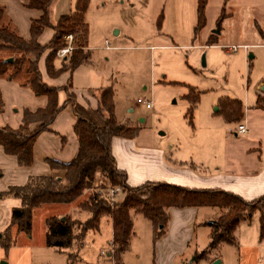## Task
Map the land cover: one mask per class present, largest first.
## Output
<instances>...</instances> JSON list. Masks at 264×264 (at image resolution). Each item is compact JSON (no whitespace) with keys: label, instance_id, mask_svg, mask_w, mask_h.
I'll list each match as a JSON object with an SVG mask.
<instances>
[{"label":"rangeland","instance_id":"obj_1","mask_svg":"<svg viewBox=\"0 0 264 264\" xmlns=\"http://www.w3.org/2000/svg\"><path fill=\"white\" fill-rule=\"evenodd\" d=\"M67 2L74 10L76 0ZM57 3L54 0L51 5L52 20L63 14ZM221 13L224 17L219 22ZM204 15V24L195 32L197 0H88L84 51L89 56L74 71L72 82L78 90L90 88L96 93L110 87L115 115L135 126L132 137L137 144L161 148L167 157L201 167L208 174L215 172L214 161L221 155L218 143L227 139L233 145L235 128L243 121L229 115L232 100H240L243 111V105L256 99L258 80L264 77V38L258 28L264 30V0H206ZM81 28L72 32L75 45ZM8 53L0 49V56ZM189 91L198 96L195 103L187 97ZM138 97L150 100L151 106L137 101ZM95 181L96 189L110 184L99 171ZM123 195L119 192L114 201ZM215 212L212 206H200L197 233L177 264H214L216 260L264 264L258 211L240 221L236 244L222 242L200 255L210 239L206 220L216 217ZM73 213L87 216L85 211ZM34 217L30 237L20 236V247L5 249L9 264H112L109 216L103 215L98 229H88L82 240H73L66 250L44 243L42 218ZM133 217L140 238L133 242L129 254L133 257L127 264H154L152 233L144 223L148 219L140 212Z\"/></svg>","mask_w":264,"mask_h":264},{"label":"trees","instance_id":"obj_2","mask_svg":"<svg viewBox=\"0 0 264 264\" xmlns=\"http://www.w3.org/2000/svg\"><path fill=\"white\" fill-rule=\"evenodd\" d=\"M54 0H22L29 8L40 10L37 17L31 19L30 34L21 36L0 4V49L9 53L0 56V76L7 75L29 86L36 94H45V106L35 110L25 108L18 127L0 126V144L6 153L14 154L20 165H30L33 161V143L41 130L50 127L51 122L65 106L69 105L75 114L74 132L78 140L76 156L68 162L47 159L52 168L64 169L63 176L52 174L31 175L23 185H11L0 191V197L14 194L20 198V204L12 207L10 221L4 232L0 233V244L8 248L11 243L10 228L16 224L19 230L28 235L32 229V215L35 207L49 202H71L89 190L75 210L87 212V216L70 215L46 217V244L58 250H66L73 240H82L88 229H98L99 220L107 215L112 223L110 250L114 264H121V255L129 247L133 233V213L140 212L150 220L153 226V238L161 235L168 221L170 206L186 205L212 206L216 217L206 220L210 225V239L207 248L200 255L217 247L222 242L236 244L235 231L241 220L250 219L255 211L259 212L260 237L264 236V195L246 199L240 194L219 187H190L164 180H147L131 186L127 182V172L117 167L111 151V139L114 135L132 137L135 126L117 119L114 111L113 92L110 87L100 91L95 107L80 104L75 93L70 90L71 81L55 85L48 83L39 68L41 54L48 50L45 57L46 71L50 76H57L63 71H72L78 65L88 61L89 53L84 51L87 35V23L84 13L88 0H76L75 9L59 16L56 21L50 17ZM206 0H197V32L204 24V6ZM224 17L221 13L219 22ZM79 40L67 59H60L55 64L56 51L65 43L64 34L78 31ZM53 29L51 38L41 43L39 36L44 28ZM259 31L264 35L260 27ZM76 31V32H77ZM214 39L209 40L213 42ZM12 57V60H8ZM64 91L63 101H59V92ZM187 97L193 103L198 96ZM261 100L260 98L258 99ZM231 117L242 118L241 101L232 100ZM2 102L0 101V110ZM102 172L109 181L108 186L96 189V173ZM111 185H120L123 191L121 200H109L103 189ZM121 191V192H122ZM74 210V211H75ZM73 211V212H74ZM71 254L69 253V257Z\"/></svg>","mask_w":264,"mask_h":264},{"label":"crops","instance_id":"obj_3","mask_svg":"<svg viewBox=\"0 0 264 264\" xmlns=\"http://www.w3.org/2000/svg\"><path fill=\"white\" fill-rule=\"evenodd\" d=\"M20 3V0H0V4L4 5L5 12L9 14L12 24L18 33L23 37H28L31 19L39 16L40 10L23 7L24 5L21 7ZM9 4L13 6L14 13L11 12ZM17 4L19 9H17ZM57 4H60L59 7H61L63 14L71 12L70 4L67 0H59ZM56 20L54 19L53 21ZM262 31L264 33L263 29ZM52 34V28H44L39 36V41L41 43L47 42ZM47 52L48 50L44 51L38 61L44 79L48 83L55 85L66 84L70 80V90L75 93L76 100L84 106L95 107L98 104L100 91L103 87L99 88L98 93H96L95 89L90 88L78 90L72 82L74 71L83 63L75 67L71 72L67 70L57 76H50L45 67ZM55 64H60V58L57 57L55 59ZM263 81L264 77L258 80L257 96L254 102L245 107L243 105V121L239 123H244L247 130L244 133L234 131L235 137L233 138L235 143L233 145L231 142L227 143L225 141L227 139L218 143L217 149L221 155L219 159L214 161L215 172L207 174L202 171L201 167L197 168L188 162L183 163L181 160L167 157L161 148L141 146L135 142L133 137L114 135L111 139V151L115 157L117 167L127 172L128 184L135 186L147 180H164L190 187H219L236 192L246 199L264 195V91L259 88L260 83ZM64 97L65 93L61 90L59 92V101H63ZM259 98L261 99L260 101L258 100ZM0 101L2 102L0 126L18 127L22 121L23 110L25 108L35 110L38 107L45 106L47 96L45 94H36L29 86L21 84L18 80L7 75H1ZM75 120V114L69 105L62 108L51 122L50 127L38 133L33 143V161L30 165H20L17 157L14 154L6 153L0 144V191L6 190L11 185L25 184L31 175L52 174L63 176L65 170L52 168L48 164L47 159L68 162L76 156L78 140L74 132ZM237 134H244L245 136L238 137ZM87 192L89 191H85L79 198L71 202H49L34 208V219L39 217L41 220L42 218L45 244L46 217L72 214L78 203L86 198ZM19 204L20 198L14 194L0 197V233L9 224L12 207ZM199 211L200 207L194 205L170 206L168 208V221L165 230L156 239L153 238L154 232L150 220L144 221V223L146 222L145 224H149L148 226L152 233L151 247L154 264H177V260L185 255L197 233V224L200 223L197 222ZM208 220H212V218H208ZM134 228L133 217V233L129 247L121 255V264H127L128 260L133 257L129 255L131 254L132 244L139 241L140 237L135 230L136 228ZM20 236L22 238L25 236L30 237L24 231L19 230L17 225H11V243L9 247L5 248L0 244V264L5 261L3 260L5 257L7 258L5 264L10 263L5 249L20 247L17 244ZM145 236L148 238L146 228ZM111 238L112 223L109 241H111ZM27 247L28 245L23 248L24 252L28 249ZM111 253L109 249L108 255L112 264H114Z\"/></svg>","mask_w":264,"mask_h":264},{"label":"built area","instance_id":"obj_4","mask_svg":"<svg viewBox=\"0 0 264 264\" xmlns=\"http://www.w3.org/2000/svg\"><path fill=\"white\" fill-rule=\"evenodd\" d=\"M64 39H65V43L61 47H59L56 51L57 56L61 59H67L75 47L73 43L72 33L64 34ZM231 47L234 48V46ZM137 101L144 102L147 107L151 106L150 100H144L141 97H138ZM235 130L237 133H244L247 130V128L244 123H238ZM106 189L107 191H104L103 194H105L109 200H114L115 196L122 191L120 185H111Z\"/></svg>","mask_w":264,"mask_h":264},{"label":"water","instance_id":"obj_5","mask_svg":"<svg viewBox=\"0 0 264 264\" xmlns=\"http://www.w3.org/2000/svg\"><path fill=\"white\" fill-rule=\"evenodd\" d=\"M218 29H216L217 31ZM219 31V30H218ZM252 56V53L249 54V57ZM8 60H12V57H9ZM259 88L264 91V81L260 83ZM63 218V216H62ZM2 264H5V261H2ZM214 264H219V260H216Z\"/></svg>","mask_w":264,"mask_h":264}]
</instances>
